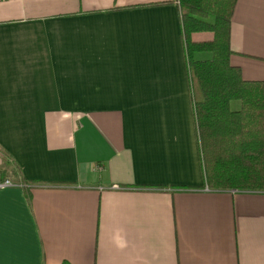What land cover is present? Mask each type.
Returning <instances> with one entry per match:
<instances>
[{"label": "crops", "instance_id": "obj_1", "mask_svg": "<svg viewBox=\"0 0 264 264\" xmlns=\"http://www.w3.org/2000/svg\"><path fill=\"white\" fill-rule=\"evenodd\" d=\"M231 44L264 82V0ZM0 179V264H264V191L206 186L178 0H0Z\"/></svg>", "mask_w": 264, "mask_h": 264}, {"label": "trees", "instance_id": "obj_2", "mask_svg": "<svg viewBox=\"0 0 264 264\" xmlns=\"http://www.w3.org/2000/svg\"><path fill=\"white\" fill-rule=\"evenodd\" d=\"M178 2L206 186L264 191V82L230 60L238 0Z\"/></svg>", "mask_w": 264, "mask_h": 264}, {"label": "built area", "instance_id": "obj_3", "mask_svg": "<svg viewBox=\"0 0 264 264\" xmlns=\"http://www.w3.org/2000/svg\"><path fill=\"white\" fill-rule=\"evenodd\" d=\"M15 185L16 184H14L9 179H0V189L5 188V187L15 186ZM114 188H119V187L118 186H115ZM207 189H209V188L207 187Z\"/></svg>", "mask_w": 264, "mask_h": 264}]
</instances>
